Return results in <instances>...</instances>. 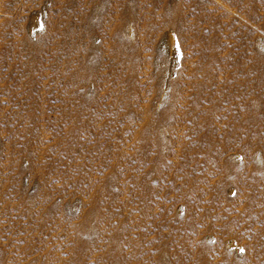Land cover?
<instances>
[{
	"label": "rangeland",
	"instance_id": "rangeland-1",
	"mask_svg": "<svg viewBox=\"0 0 264 264\" xmlns=\"http://www.w3.org/2000/svg\"><path fill=\"white\" fill-rule=\"evenodd\" d=\"M0 264H264V0H0Z\"/></svg>",
	"mask_w": 264,
	"mask_h": 264
}]
</instances>
